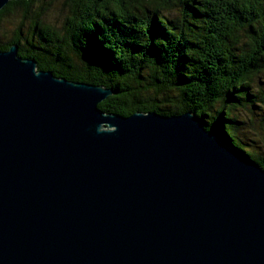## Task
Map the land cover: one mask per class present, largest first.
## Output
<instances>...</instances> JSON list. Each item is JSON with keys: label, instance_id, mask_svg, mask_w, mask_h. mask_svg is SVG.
I'll list each match as a JSON object with an SVG mask.
<instances>
[{"label": "water", "instance_id": "1", "mask_svg": "<svg viewBox=\"0 0 264 264\" xmlns=\"http://www.w3.org/2000/svg\"><path fill=\"white\" fill-rule=\"evenodd\" d=\"M113 95L0 51V264H264V169Z\"/></svg>", "mask_w": 264, "mask_h": 264}, {"label": "trees", "instance_id": "2", "mask_svg": "<svg viewBox=\"0 0 264 264\" xmlns=\"http://www.w3.org/2000/svg\"><path fill=\"white\" fill-rule=\"evenodd\" d=\"M65 7L58 29L45 0L10 1L0 22L20 17L30 29L24 35L20 26L0 51L17 45L38 70L112 89L99 105L107 114L192 112L264 169V0H65Z\"/></svg>", "mask_w": 264, "mask_h": 264}, {"label": "rangeland", "instance_id": "3", "mask_svg": "<svg viewBox=\"0 0 264 264\" xmlns=\"http://www.w3.org/2000/svg\"><path fill=\"white\" fill-rule=\"evenodd\" d=\"M46 1V13L48 14V21L58 29H61L64 26V18L67 15V9L65 7V0H45ZM35 8L38 5H34ZM45 18V17H44ZM18 19V20H17ZM20 17L17 18H4L0 22V42L7 43L14 37L15 31H17L21 23L19 21ZM22 32L24 35L28 33L30 29V22L25 21L24 24L21 26ZM246 117V122L249 124L250 122ZM256 121L253 123L257 127L259 125V117L255 116Z\"/></svg>", "mask_w": 264, "mask_h": 264}]
</instances>
